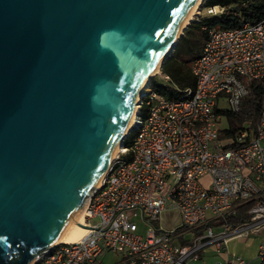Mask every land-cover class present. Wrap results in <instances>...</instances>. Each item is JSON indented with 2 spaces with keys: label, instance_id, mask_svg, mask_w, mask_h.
I'll list each match as a JSON object with an SVG mask.
<instances>
[{
  "label": "water",
  "instance_id": "water-1",
  "mask_svg": "<svg viewBox=\"0 0 264 264\" xmlns=\"http://www.w3.org/2000/svg\"><path fill=\"white\" fill-rule=\"evenodd\" d=\"M195 1L0 0V264L68 237Z\"/></svg>",
  "mask_w": 264,
  "mask_h": 264
},
{
  "label": "built area",
  "instance_id": "built-area-1",
  "mask_svg": "<svg viewBox=\"0 0 264 264\" xmlns=\"http://www.w3.org/2000/svg\"><path fill=\"white\" fill-rule=\"evenodd\" d=\"M224 11L212 5L203 14ZM203 29L205 41L190 66L194 85L176 100L147 85L131 147L119 148L88 198L86 234L46 248L30 264H104L100 255L108 251L121 255L113 264H188L208 246L221 255L228 240L264 232V18ZM255 80L263 83L256 124L248 120L221 138L231 126H218L220 112H238ZM221 93L229 105L224 110L217 108ZM164 212L177 213L180 223L163 226ZM138 216L144 234L137 233ZM189 232L188 243H180ZM222 257L213 264H248L228 252ZM258 257L264 264V241Z\"/></svg>",
  "mask_w": 264,
  "mask_h": 264
},
{
  "label": "trees",
  "instance_id": "trees-1",
  "mask_svg": "<svg viewBox=\"0 0 264 264\" xmlns=\"http://www.w3.org/2000/svg\"><path fill=\"white\" fill-rule=\"evenodd\" d=\"M212 5H220L225 7V11L221 14L202 16L198 17L197 20H192L190 24H198L203 32V40L206 38V31L203 26L214 27L217 29H227L239 26L243 22H257L264 18V0H203L201 3V10ZM187 28L185 30H187ZM185 32V31H184ZM184 34L178 40L176 48L179 46ZM203 41V43H204ZM203 45V44H202ZM201 45V48H202ZM201 50V49H200ZM200 52V51H199ZM193 57V59L198 55V53ZM174 53L170 59H167L161 67V72L164 75H168L169 81H159L155 77L150 80V86L156 90L158 93L170 100H176L181 97L182 90L187 87H192L194 85V78L190 72V65L186 68L181 69L180 67L170 68V61L174 57ZM263 91V83L260 80L253 81L248 88V93L245 96L241 108L238 112L231 113L225 112L226 117L231 123L229 131L221 130L220 137L226 138L233 135L237 128L242 125V123L252 120L255 125L258 120L261 94ZM140 116H144L145 108L141 106ZM135 136V131H130L123 139L122 145L124 147H131L133 137ZM129 158V155L126 156ZM189 239L179 238V242L182 244L188 243Z\"/></svg>",
  "mask_w": 264,
  "mask_h": 264
},
{
  "label": "rangeland",
  "instance_id": "rangeland-1",
  "mask_svg": "<svg viewBox=\"0 0 264 264\" xmlns=\"http://www.w3.org/2000/svg\"><path fill=\"white\" fill-rule=\"evenodd\" d=\"M203 2V0H202ZM201 2V3H202ZM199 12L201 14L199 15ZM203 10H201V4L197 10V12L193 15L192 20H197L198 17L201 18L203 16ZM190 21V22H191ZM188 27V26H187ZM184 36L179 43V46L174 48L171 57L174 53L173 59L170 61V68L180 67L181 69L186 68L188 65H192L193 57L197 52L200 51L201 45L203 44V32L198 24L193 23L187 30H184ZM177 46V45H176ZM170 57V58H171ZM168 58V59H170ZM160 71V74L156 73L153 77H155L159 81L163 80L164 73ZM171 81V80H170ZM229 107L227 102V96L224 93H221L217 96V108L220 110L227 109ZM218 126L221 129H225L231 126L229 119L226 117L225 113L220 112ZM173 217V220L171 219ZM162 224L165 227H170L172 225H176L180 223V218L177 213H162ZM135 222L138 225L137 233L144 234L146 230V226L141 220L140 216L134 218ZM172 220V221H171ZM91 224H94L98 221L97 217L88 220ZM158 225V222H155ZM192 235L191 232L185 234V238H189ZM264 241V232L254 234L246 239H230L226 242V251L230 254V256H241L244 260L248 262V264H260V259L258 257V246L261 242ZM121 258L120 253L116 252H105L100 255V259L104 264H113L117 262ZM223 257L216 253L212 246H208L203 250L202 256L195 261H188V264H213L216 261L221 260Z\"/></svg>",
  "mask_w": 264,
  "mask_h": 264
},
{
  "label": "bare ground",
  "instance_id": "bare-ground-1",
  "mask_svg": "<svg viewBox=\"0 0 264 264\" xmlns=\"http://www.w3.org/2000/svg\"><path fill=\"white\" fill-rule=\"evenodd\" d=\"M201 2H202V0H196V1H195V3H194V5H193L192 9L190 10V12H189V14H188V16H187V18H186L185 23H187L190 19H192L193 15L197 12V10H198V8H199ZM159 61H160V60H159ZM159 61H158V63L156 64L155 68L150 72V74H152V73H157V72L159 71V68H158V67H159ZM147 80H148V78L146 77L145 80H144V82H143V84L141 85V87H140V89H139L141 92H142V91H146V88H147ZM138 97H139V96H137V98H136V101H135V104H134V108H133V111H132L131 117H130V119H129V121H128V124H127V126H126V131H127V129L130 128L131 125H133L134 118H135V115H136V111H137V108H138V105H137ZM117 146H118V145H117ZM117 146H116V148H115L114 153H116V151H117L118 148H119V146H118V147H117ZM114 153H113V154H114ZM105 171H106V168H105V170H104V172H103V174H102V176H101V178H100V181H101L102 177L104 176ZM100 181H99L98 185L100 184ZM84 201L88 203V197H86V198L84 199ZM86 206H87V205H86ZM85 209H86V207L83 209V211H82L81 214L79 215L78 219L74 220L73 224H75V226H74V228L72 229V231L70 232V234L68 235V237H66V238L63 240V242L76 241V240L80 239L81 237H83V236L86 234L87 229H86V227L84 226V223H85V221H84V212H85ZM59 242H61V241H59ZM55 243H58V242H55Z\"/></svg>",
  "mask_w": 264,
  "mask_h": 264
},
{
  "label": "crops",
  "instance_id": "crops-1",
  "mask_svg": "<svg viewBox=\"0 0 264 264\" xmlns=\"http://www.w3.org/2000/svg\"><path fill=\"white\" fill-rule=\"evenodd\" d=\"M171 219L173 220V217H171ZM171 220V221H172ZM227 249V248H226ZM227 254V252L225 253V254H221V256H224V255H226ZM229 254V253H228ZM261 264V263H260Z\"/></svg>",
  "mask_w": 264,
  "mask_h": 264
}]
</instances>
